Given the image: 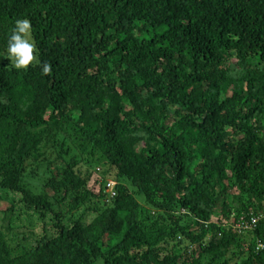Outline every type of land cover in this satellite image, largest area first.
<instances>
[{"label":"trees","instance_id":"obj_1","mask_svg":"<svg viewBox=\"0 0 264 264\" xmlns=\"http://www.w3.org/2000/svg\"><path fill=\"white\" fill-rule=\"evenodd\" d=\"M0 209V264H264V0H0Z\"/></svg>","mask_w":264,"mask_h":264},{"label":"clouds","instance_id":"obj_2","mask_svg":"<svg viewBox=\"0 0 264 264\" xmlns=\"http://www.w3.org/2000/svg\"><path fill=\"white\" fill-rule=\"evenodd\" d=\"M32 25L29 19H16L15 26L7 41V55L16 69L27 70L32 65L36 56L35 43L31 40ZM42 71L49 74L52 71L51 64L44 63Z\"/></svg>","mask_w":264,"mask_h":264},{"label":"built area","instance_id":"obj_3","mask_svg":"<svg viewBox=\"0 0 264 264\" xmlns=\"http://www.w3.org/2000/svg\"><path fill=\"white\" fill-rule=\"evenodd\" d=\"M116 183L112 184L109 187L110 191L114 188ZM264 220V213H260L259 215H254L250 219H247L245 216H243L238 223L234 225V228L241 233H246L249 231H253L257 228L258 224ZM256 250L258 252L264 251V243L260 242L257 245Z\"/></svg>","mask_w":264,"mask_h":264},{"label":"rangeland","instance_id":"obj_4","mask_svg":"<svg viewBox=\"0 0 264 264\" xmlns=\"http://www.w3.org/2000/svg\"><path fill=\"white\" fill-rule=\"evenodd\" d=\"M30 38H31V40L34 42L32 36H31ZM34 55L36 56V51H34ZM36 58H37V56H36ZM34 61H36V60H34ZM69 129H70V128H69ZM69 129H68V134H72L71 130H69ZM93 168H94L93 170H95V172H97V175H96V176H100L101 173L104 172V170H105L103 166H95V167L93 166ZM96 176H95V177H96ZM95 177H94V178H95ZM42 182H43V181H42ZM44 182H45V181H44ZM44 182H43L42 184L39 185V187H38V190H39V191H41V190L44 189V188L40 189V188L42 187V185L44 184ZM114 183H115V180H112V179L109 180V183H108V190H109V191H110V188H112V187H109V186H111V185L114 184ZM109 191H108V192H109ZM47 192L50 193V194H52V190H50V189H48ZM140 201H141V203H143L142 200H140ZM143 204H144V203H143ZM0 210H1V209H0ZM81 212H82V211L79 212V215L81 214ZM216 212H217V215H215V218L221 217V215H219V214H220V207H218V208L216 209ZM0 216H1V214H0ZM34 221H35V220H34ZM35 222H36V221H35ZM39 226H40V227L42 226V222H39ZM40 227H39V229H41ZM17 231H19V230H17ZM39 231H41V230H39ZM209 239H210V236H209Z\"/></svg>","mask_w":264,"mask_h":264}]
</instances>
